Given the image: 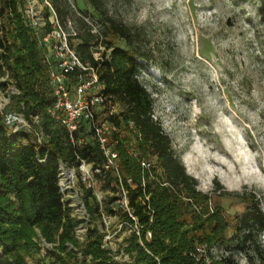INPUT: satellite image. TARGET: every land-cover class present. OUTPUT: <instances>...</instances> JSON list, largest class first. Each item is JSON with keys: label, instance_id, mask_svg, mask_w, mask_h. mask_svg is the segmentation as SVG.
<instances>
[{"label": "trees", "instance_id": "1", "mask_svg": "<svg viewBox=\"0 0 264 264\" xmlns=\"http://www.w3.org/2000/svg\"><path fill=\"white\" fill-rule=\"evenodd\" d=\"M87 1L100 15L104 35L122 39L126 48L107 39L99 41L98 34L91 32V26L84 20L93 18L87 11L73 9L67 0H49L62 22L70 18L81 25L83 33L74 26L73 40L77 42L71 41V45L82 61L97 68L104 82L102 92L124 107L118 115L122 123L117 116L110 117L119 129L109 133L108 145L117 159L116 168L109 166L107 170L102 167L106 157L85 125L74 132L72 143L67 132L46 114L53 97L48 91L43 49L23 14L26 0H0V77L7 76L18 90L10 94L7 108L22 112L27 118L39 114L45 134L41 143L26 132L8 134L0 114V252L6 254L21 239L28 243L32 228L38 227L47 242H53L56 235V247L64 253L55 255L58 264H87V257L93 264H114L109 249L103 245L104 233L98 228L88 227L83 245L79 244L74 235L77 222L59 191L58 161L78 166L84 160L101 168V174L97 175L107 185L114 182L125 190L127 206L135 219L125 218L136 225L139 233L131 234L125 250L136 264H205L202 257L196 259L193 255L197 244L208 248L228 244L229 253L220 257L208 250L209 264H238L234 254L242 255L249 264H264V210L257 195L235 194L245 205L234 216L227 237L228 222L220 207H215L211 215L206 214L208 194L201 192L197 180L186 173L168 135L151 116L153 99L139 80L148 66L143 63L149 61L148 54L135 45L129 27L108 15L102 0ZM45 12L48 13L47 9ZM257 12L264 28V6ZM99 43L105 49L111 48L109 59L104 58L105 52L101 53L102 60L93 58L91 46ZM128 120L133 121L140 134L135 139L140 158L133 157L126 149V134H130ZM80 136L82 142L77 143ZM149 157L156 159L152 171L156 167L162 170L163 180L156 181L143 172L140 160ZM215 186L220 187L217 181ZM81 188V199L92 219L100 213L99 202L91 189L84 185ZM106 209L113 212L110 207ZM67 244L79 248L82 258L73 249L67 251Z\"/></svg>", "mask_w": 264, "mask_h": 264}, {"label": "rangeland", "instance_id": "2", "mask_svg": "<svg viewBox=\"0 0 264 264\" xmlns=\"http://www.w3.org/2000/svg\"><path fill=\"white\" fill-rule=\"evenodd\" d=\"M67 1L73 9L93 17L91 29L99 41L126 48L122 39L104 35L100 15L87 0ZM102 1L108 15L129 27L135 45L148 54L149 61L143 62L148 66L139 80L153 99L155 119L186 173L208 194L206 214L220 207L228 222L226 236H230L233 218L245 205L235 194L254 192L264 210V28L257 12L264 0ZM24 6L39 12L40 17L46 14L43 0H26ZM72 23L83 33L79 23ZM7 79L0 77V107L13 88ZM111 102L114 113L124 110L117 99ZM126 137L129 154L140 158L135 138L131 133ZM149 160L156 164L154 157ZM73 172L74 180L63 191V201L77 222L74 235L79 244L83 245L88 227H96L104 233L103 245L114 264H136L125 250L131 234H139L136 225L125 218L131 215L125 190L114 182L107 185L96 175L92 191L100 213L90 219L80 193L76 195L83 186L79 172ZM162 177L159 171L156 181ZM111 198L115 200L111 202ZM54 239L45 241L39 228L33 227L28 243L21 239L6 254L0 252V264H58L55 255L64 253L56 247V235ZM228 247L214 246L213 256L226 255ZM72 249L67 244V251ZM73 250L81 259L79 248ZM234 257L238 264H249L240 254ZM86 261L93 264L89 257Z\"/></svg>", "mask_w": 264, "mask_h": 264}, {"label": "built area", "instance_id": "3", "mask_svg": "<svg viewBox=\"0 0 264 264\" xmlns=\"http://www.w3.org/2000/svg\"><path fill=\"white\" fill-rule=\"evenodd\" d=\"M43 3L48 11L44 17H40L39 12L33 8L25 6L23 14L27 25L35 31L38 44L44 52V62L47 67V86L49 93L53 97L52 103L46 108V114L55 124L67 132L72 143L75 141L74 132L85 125L87 130L90 131L91 138L99 144L106 157V164L102 166L103 169L107 170L109 166L116 168L114 161L117 156L108 145V141L109 133L119 129L110 120V117H118L119 113H114L112 98L102 92L104 82L99 78L97 68L91 66L88 62L82 61L71 45V41L76 35V30L70 18H66L62 22L49 0H43ZM84 20L93 27L92 20L89 17H85ZM91 32H94V30L91 29ZM110 50L111 48L105 49L100 43L97 46H91L92 56L97 61L103 59L102 52H105L104 58L109 59ZM12 93H18L14 86L10 94ZM10 94L8 95V100L0 107V114L3 117L4 125L8 129V134L26 132L32 135L36 142L41 143L45 138V134L39 114H30L27 118L22 112L8 109ZM151 116L156 120L153 111ZM119 120L122 123L120 118ZM127 127L135 139L140 138L133 121L128 120ZM82 139L80 136L77 143H81ZM140 165L143 172H146L149 177L155 180L159 171L162 172L158 168L152 171L155 164H152L149 159H141ZM74 170L79 172V182L91 190L95 184L94 177L102 172L98 165L84 160H81L78 166H68L58 161V187L62 194V199L63 191L70 188V184L74 180ZM79 193L81 194L77 190L76 195ZM92 193L94 192L92 191ZM93 195L95 196V194ZM130 217L135 219L132 215ZM212 248L198 244L195 246L193 255L196 259L202 257L205 264H209L211 257L208 254V250L213 255Z\"/></svg>", "mask_w": 264, "mask_h": 264}, {"label": "bare ground", "instance_id": "4", "mask_svg": "<svg viewBox=\"0 0 264 264\" xmlns=\"http://www.w3.org/2000/svg\"><path fill=\"white\" fill-rule=\"evenodd\" d=\"M68 177H70V176H68ZM78 213H80V214H81V213H82V211H78Z\"/></svg>", "mask_w": 264, "mask_h": 264}]
</instances>
